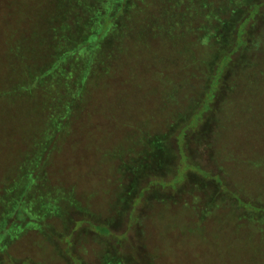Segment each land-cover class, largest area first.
<instances>
[{
  "label": "rangeland",
  "instance_id": "rangeland-1",
  "mask_svg": "<svg viewBox=\"0 0 264 264\" xmlns=\"http://www.w3.org/2000/svg\"><path fill=\"white\" fill-rule=\"evenodd\" d=\"M65 1L72 27L0 55V247L21 264H264V23L222 87L225 58L209 63L234 2L92 0L79 23Z\"/></svg>",
  "mask_w": 264,
  "mask_h": 264
},
{
  "label": "trees",
  "instance_id": "trees-1",
  "mask_svg": "<svg viewBox=\"0 0 264 264\" xmlns=\"http://www.w3.org/2000/svg\"><path fill=\"white\" fill-rule=\"evenodd\" d=\"M231 1L232 4L234 2V5L230 6V17L232 16L235 18L232 20L229 19L227 23L220 27L219 35L216 36V53L209 63L210 69L212 67V70H215L212 74V77H214L217 73L216 71H218L216 67L220 61L225 58V65L222 69L223 71L218 77L219 81H221L220 86L223 85V81H227L226 77L228 73L232 71V69H235L236 67H239L241 64L245 63L244 61L247 58L250 41L252 38H255L257 35H259L258 30L262 23H264L262 20L264 16V0H230V2ZM49 4H51V12L46 14L45 11ZM71 4L73 5L75 3L66 2L65 0H0V55L3 54L10 60L13 59V57H17L19 59H21V57L23 58L25 56V53L23 54V48L21 47L23 46V33H25V36L29 33L28 38H39L42 40V44L44 39L38 36L39 31H46L47 33L50 32L52 35L53 33H59L63 29L72 27L69 22L72 21L74 16H69V18L66 16L64 20H62V18L60 19V17L58 19L57 17L59 10H62L63 7H68ZM76 5V11L74 10L73 6L72 12H74L73 15H76L79 23L80 21L83 22V20L86 21V23L91 21V15L89 13L87 14V12L85 13L84 11L89 9L90 12L95 5L94 2L92 0H76ZM79 10L82 12L80 13ZM112 19L113 16H110V19L106 20L107 24ZM59 20L61 22L60 24H57ZM23 22H31L33 23V26L31 28L25 27L23 26ZM6 28L9 32L7 36ZM44 35L45 33L42 34V37H44ZM89 41H91V39L88 40V44ZM90 46L91 44L88 45V47ZM63 52L60 54V56L56 54H51V56L56 57V60L57 58L62 57L61 55ZM68 55L69 54L63 55L59 68L62 63L67 61V58L69 57L66 56ZM83 57L88 61L87 68L85 67L83 69L86 70L87 76L86 79L82 81L80 88H82L83 85L86 87L89 81L88 77L93 72L91 69L95 67L93 66L95 62L94 57L89 55L85 57V54L82 52L78 58L82 59ZM100 61L101 60H99V62ZM39 63L40 61L36 62L34 66L35 71H38V73L34 75V81L37 85H43V80L45 77H48V73L44 71V68L39 66ZM22 66H20V68H27L25 64ZM71 69L72 66L70 71ZM74 69L78 70L75 68V66ZM24 73H27L29 77L32 75L26 70ZM23 86H26L25 83H23ZM219 90H221V87H219L218 91ZM215 91L213 92V96ZM181 126H184V121L181 123ZM184 135L185 131L183 132V137ZM0 252L3 255V259L0 261L1 264H21L10 255L7 245L0 247ZM28 264L32 263L28 262Z\"/></svg>",
  "mask_w": 264,
  "mask_h": 264
}]
</instances>
